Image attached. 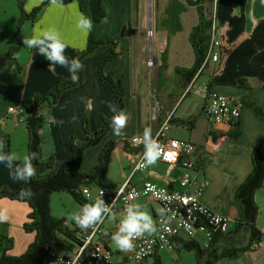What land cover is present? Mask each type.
<instances>
[{"label":"crops","instance_id":"crops-1","mask_svg":"<svg viewBox=\"0 0 264 264\" xmlns=\"http://www.w3.org/2000/svg\"><path fill=\"white\" fill-rule=\"evenodd\" d=\"M41 1L26 0L24 8L30 11ZM101 1L106 15L95 25L94 34L97 37L106 36L108 41L84 57L83 80L63 90L57 101L43 111L45 120L40 130L43 156L53 151L59 159L69 158L72 139L79 144L86 138L82 129L84 116L87 117L91 132L102 126L103 117L109 120L112 117L113 113L108 105L114 104V98L110 89L99 80L97 64L114 49L117 55L107 61L103 68L104 72H110L113 78L122 81L124 95L121 110L127 113L128 120L121 135H114L110 129L98 143L84 150L78 165L79 172H87L96 164L99 152L107 141H129L134 137L144 139L146 127L151 129L153 136L160 124L171 117L167 136L191 141L196 146L191 156L194 162L192 168H183L179 163L167 164L157 159L154 165L146 166L144 170H134V165L144 152V144L133 147L128 143V152L117 146L111 155L109 169L114 158L117 159L119 181L115 184L107 183V172L101 180L102 185L117 190L128 180L130 186L138 188L148 180L168 189L181 190L179 179L186 173L192 180L188 189L193 190L197 183L205 182L199 195L200 202L228 219L227 232L218 240L217 246L227 248L245 245L249 237L248 231L241 229L233 232L236 220L241 214L235 191L251 172L253 145L264 140V121L247 104L252 102L264 111V0H216L217 23L226 38V45H232L233 48L220 73L214 74L217 61L208 63L211 66L206 68L207 73L203 70L200 75L195 76V85L210 82V90L231 98L237 104L239 117L236 125L212 123L204 111L206 102L202 92H197L195 87L185 92L192 80L186 84L174 75L173 69L179 65L169 70L168 62L171 58L183 56L189 50L192 52L188 34L197 22L194 6L188 5L186 0H166L160 12H157L155 41L161 45L162 39L168 37L167 68L158 77L154 71L157 65L156 51L152 70L149 71L145 66L142 0ZM155 2L158 9L159 4ZM81 14L91 19L89 0H73L66 4L49 3L43 7L33 23H25V36H30L36 30L55 29L71 45L65 49V55L76 58L77 52L85 48L88 34L76 28V20ZM184 15L188 16V21H184ZM24 48L16 54V60H9L0 68V140L4 134H8L10 152L20 157L21 162L28 155L27 131L16 123L7 108L32 104L35 94H46L53 88L58 76H69L67 70L58 65L55 66V74L48 71L49 61L36 53L35 49ZM141 54L144 62L137 65L135 58ZM140 60L141 58L138 62ZM192 62L193 52L192 61L187 67ZM17 64L20 69H17ZM194 115H197V119L192 128L180 124V120ZM53 119L57 121L56 124L51 123ZM233 133L239 135L235 137ZM8 171L0 164V185L18 189L20 182L12 181ZM133 203L140 204L141 210L151 216L154 222L158 216L164 214L161 204L147 197H138L131 202ZM255 203L258 209L255 224L262 233L263 243L250 251L239 253L236 258H221L215 264H264V181L262 187L255 192ZM29 211L30 208L25 202L0 198V214L5 217L0 220V234L13 235L25 246L30 235L19 230V235L16 236L12 233V227L19 228L25 222ZM115 220L114 215H109L102 225L110 231V251L111 237L117 231ZM73 226L78 227H69ZM194 234L200 236V240ZM189 238H193L202 247L209 240L207 231L200 229L193 230ZM160 251L156 254L162 258ZM116 253V260L112 259L114 264H130L124 252L117 249ZM181 255L180 253L178 258Z\"/></svg>","mask_w":264,"mask_h":264},{"label":"trees","instance_id":"trees-1","mask_svg":"<svg viewBox=\"0 0 264 264\" xmlns=\"http://www.w3.org/2000/svg\"><path fill=\"white\" fill-rule=\"evenodd\" d=\"M15 1L20 14L13 32L14 42L7 49L0 51V68L9 60H16V54L21 48L25 47L23 45V37L26 36L21 31L23 24L26 22L33 23L43 7L49 3L66 4L73 0H42L39 5L30 11H26L24 8L26 0ZM211 2L212 0H186V3L194 6L197 12V22L192 26L188 34V41L193 52V62L190 67L175 66L173 69L174 75L180 77L186 84L208 67V64H203V62L209 48L211 25L206 15V8H208ZM89 10L93 22L92 30L87 34L85 48L77 52L76 55V58L82 64H84L85 56L93 53L96 48L108 41L106 36L97 37L94 34V26L106 15L104 4L101 0H89ZM169 15L175 19L174 15L171 13ZM161 42L162 44L160 45L158 41H155V51L157 54V68H155L157 71L155 68L154 71L157 72L158 77L163 75V72L167 68L168 37L165 36ZM232 48V45H226V38L224 35H221V42L218 48L219 60L214 74L221 72L225 59ZM116 55L117 52L113 49L109 54L100 59L97 64V75L99 80L110 89L114 98V105L117 106V111H120L123 107L124 95L122 81L121 79L113 78L110 72H104L103 68L104 64ZM17 69H20L18 64ZM77 75L78 79L76 81H73L70 75L58 76L51 90L44 95L35 94L32 104L28 106L23 104L27 111L33 108L37 109V114L28 119L25 124L27 130V154L35 152L38 157L32 161L36 174L27 184L20 182L19 188L15 190L8 186L0 185V198L27 203L30 211L27 214V221L22 224V228L26 232H34V238L22 254L13 256L8 254L9 249L12 247V239L7 235L0 234V264H42L43 258L51 249L56 248L57 250L70 252L76 245L81 244L80 229L76 226L69 227L65 223L64 217L57 218L52 215L50 195L54 192H66L81 207L85 204H91L92 202L83 196L81 188L103 186L101 180L108 172L111 155L115 148L121 146L124 151L128 152V141H107L99 152L96 164L87 172H79L78 165L84 150L98 143L103 135L111 129L109 126L110 120L103 117L102 126L96 131L91 132L87 117L84 116L82 119V129L86 133V138L79 144H76L72 139L71 156L69 158L59 159L53 151L47 156H43L40 137V130L45 120L43 111L57 101L63 90L73 87L83 80V68ZM206 86L210 88V82H207ZM247 104L264 121V111L252 102H247ZM170 119L171 117L169 121ZM196 119L197 115H194L186 120H180V124L190 129L194 126ZM233 134L235 137L239 135V133ZM0 150L10 152L8 134H4L1 137ZM251 163V172L235 191V199L241 208V214L236 220L233 232L241 229L247 230L249 233L247 243L238 247L220 248L217 246V242L226 232H221L207 223L200 222L205 225L209 233L207 245L202 247L193 238H178L175 248L177 253L181 250L192 251L196 260L195 264H215L221 258H236L239 253L250 251L263 243L262 233L255 224L258 212L255 203V192L262 187L264 181V140L253 145ZM21 189H30L32 193L31 197L21 198L19 195ZM109 237L110 231L100 226V238L105 248H108ZM152 259V264H161L158 254L155 253Z\"/></svg>","mask_w":264,"mask_h":264},{"label":"built area","instance_id":"built-area-1","mask_svg":"<svg viewBox=\"0 0 264 264\" xmlns=\"http://www.w3.org/2000/svg\"><path fill=\"white\" fill-rule=\"evenodd\" d=\"M216 0H212L206 8L207 18L210 20V41L207 55L203 64L214 63L219 60L218 48L221 42L222 31L217 23L215 14ZM149 35L151 34L148 31ZM196 89L202 92L205 99L204 111L212 123L233 125L239 117L237 104L229 97L210 90L206 84L195 85V78L190 82L186 91ZM7 112L12 114L16 123H25L32 116L23 105L9 106ZM169 118H166L152 136L160 145L161 155L158 158L167 164L179 163L183 168H192L191 159L196 146L185 139L167 136ZM130 146L137 147L144 144V139L134 137L128 141ZM144 154V152H143ZM143 154L134 165V170H144ZM181 190L168 189L151 181H144L140 187L130 186L128 180L124 181L117 190L100 186L95 188L82 187L83 196L93 202L102 192L105 203L110 204L111 214L115 216V228L118 229L121 219L126 215V209L131 202L141 196L159 202L163 208V216L155 219L156 231L145 234L133 241V248L126 252L128 263L142 264L159 250L174 251L178 238L187 239L195 229L207 231V223L221 232H227V217L205 207L199 200L205 182L197 183L193 190L188 186L192 183L188 174L180 176ZM109 215H105L101 222L89 229L81 230V244L70 252L51 249L43 258L42 264H114L109 248L103 246L100 238V226ZM200 223V224H199ZM207 236L209 233L207 231ZM251 264H256L255 262Z\"/></svg>","mask_w":264,"mask_h":264},{"label":"clouds","instance_id":"clouds-1","mask_svg":"<svg viewBox=\"0 0 264 264\" xmlns=\"http://www.w3.org/2000/svg\"><path fill=\"white\" fill-rule=\"evenodd\" d=\"M92 26V20L83 14L76 20V28L84 33L90 32ZM23 45L29 50L35 49L36 53L49 61L48 71L55 74V66L58 65L67 70L73 81L78 79L77 74L82 70L83 64L79 59L69 58L65 55V49L71 45L64 41L55 29L36 30L30 36L23 37ZM108 107L113 113L109 126L113 134L119 136L126 126L128 115L123 110L117 111V106L114 104L110 103ZM51 123L56 124L57 121L53 119ZM143 136L144 166L154 165L161 155L160 145L152 138L150 128L144 129ZM37 158V154L33 152L25 155L21 162L20 157L15 153L0 150V164L9 170V177L14 182L27 184L35 176L36 170L32 161ZM19 195L21 198H27L31 197L32 193L30 189H21ZM109 205L105 203L101 192L91 204H85L78 212L74 213L72 219L81 230L89 229L98 225L105 215L111 214ZM4 218V215L0 214V220ZM155 231L156 224L152 217L141 210L140 204L133 203L127 207L126 215L121 219L118 229L111 239L117 249L127 252L132 250L135 239Z\"/></svg>","mask_w":264,"mask_h":264},{"label":"rangeland","instance_id":"rangeland-1","mask_svg":"<svg viewBox=\"0 0 264 264\" xmlns=\"http://www.w3.org/2000/svg\"><path fill=\"white\" fill-rule=\"evenodd\" d=\"M155 1H157L159 4L158 9H157V5ZM165 1L166 0H142L143 17H144L143 30H144V36H145V44H144L143 51L145 54L144 58L146 57L145 66L146 68H148L149 71H151L153 66L155 65V59H156L155 38H156L157 33H156L155 23H156V18H157V12L158 13L160 12L161 7L165 3ZM149 12H150V15H149ZM19 14H20V11H19V8L15 0H0V51L7 49V47H9L14 42L13 32H14L15 24L19 17ZM188 20H189L188 16L184 15V21H188ZM24 25L25 24H23L21 31L25 35L26 27ZM148 31H151L152 34L149 35ZM22 49H25V48L23 47L19 51H21ZM140 58L141 60L140 62H138ZM144 58L142 57V54L140 57L136 56L135 61L137 65H140L138 63H141L142 65L144 62ZM191 61H192V52L191 50H189V52H185L183 56H180V57L174 56L173 58H171V60L168 62L169 70H172L173 66L175 65L187 67L190 65ZM208 65L211 66L210 64ZM204 70H205L204 73H207L206 68ZM196 79L198 81V78ZM159 98H160V95L157 96V99ZM26 122L20 124L22 125L21 128H23L24 130H26V125H25ZM26 145H27V142H26ZM116 160L117 159L114 158V160L112 161L111 167L106 175L105 180L107 183L110 182V183L115 184L120 179L119 168H118V164ZM50 208H51L52 215L57 218L64 217L65 223L68 226L76 225L72 219V216L74 213L78 212L81 209V206L77 204L68 193L66 192L52 193L50 195ZM25 221H27V218ZM19 230L20 232H23V234L30 235L29 242L24 246L21 240L15 239L13 235L12 236L7 235L8 237L12 239V247L8 251L9 255H13V253H18L14 255L22 254L26 250L27 245L34 238V232H26L22 228V225L19 226V228L17 226L12 227V233L15 234L16 236L19 235ZM194 235L196 238L200 240V236L196 234ZM25 243L26 242H24V244ZM110 243H112L110 246V249L112 252V259L113 261H115L116 260L115 257L117 256V253H116L117 248L115 247L113 241ZM23 246L24 248L22 249ZM122 252L126 254L125 251H122ZM160 252L162 253V258H160L161 264H195L196 263L194 253L192 251L186 252L185 250H181L179 253H177L176 250L168 251L164 249V250H161ZM180 253L182 254L181 258H178ZM146 260L147 261L145 264H152V261H153L152 257H149ZM130 264H137V263L131 262Z\"/></svg>","mask_w":264,"mask_h":264},{"label":"water","instance_id":"water-1","mask_svg":"<svg viewBox=\"0 0 264 264\" xmlns=\"http://www.w3.org/2000/svg\"><path fill=\"white\" fill-rule=\"evenodd\" d=\"M150 15V12H149ZM151 32V31H150ZM31 116H35L37 114V109L33 108L32 110L28 111Z\"/></svg>","mask_w":264,"mask_h":264},{"label":"bare ground","instance_id":"bare-ground-1","mask_svg":"<svg viewBox=\"0 0 264 264\" xmlns=\"http://www.w3.org/2000/svg\"><path fill=\"white\" fill-rule=\"evenodd\" d=\"M150 6V5H149ZM150 8V7H149Z\"/></svg>","mask_w":264,"mask_h":264}]
</instances>
